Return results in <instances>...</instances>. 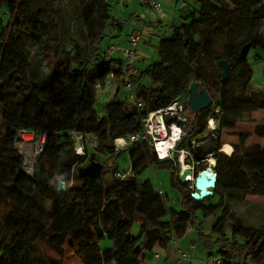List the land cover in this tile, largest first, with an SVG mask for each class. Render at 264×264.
<instances>
[{
    "label": "trees",
    "instance_id": "16d2710c",
    "mask_svg": "<svg viewBox=\"0 0 264 264\" xmlns=\"http://www.w3.org/2000/svg\"><path fill=\"white\" fill-rule=\"evenodd\" d=\"M183 2L179 18L158 42L155 62L132 77L143 104L141 111L128 96L119 97L122 58L103 55L104 38L119 34L125 22L112 15L111 1L75 0L77 15L85 21L86 51L63 40L47 73L33 65L31 47L44 46L60 31L55 0H9L1 10L0 264H62L66 248L85 264H145L150 253L169 247L171 234L180 238L189 226L205 248L217 249L218 264H264V216L259 224L247 225L233 208L249 195L264 196V147L245 146L240 134L232 151H219L223 129L234 128L244 112L264 109V91L249 90L252 68L247 57L240 56L246 44H250L248 53L264 51V0ZM133 18L137 16H129ZM147 23L149 29L152 22ZM219 59L230 64L223 82L216 65ZM111 74L120 86L102 115L94 107L95 90ZM192 81L212 99L194 120L186 105ZM175 100L182 105V114L190 117L184 126L187 134L172 158L158 159L146 140L127 142L140 131L142 116ZM28 116L36 123H27ZM210 118L216 120L212 132ZM36 127L43 128L46 137L34 173L28 176L14 143L20 129ZM254 132L263 137L264 123L257 124ZM87 136L96 141L93 153L85 143ZM77 138L81 153L76 152ZM118 138L125 143L117 145ZM181 148L198 162L195 172L208 167L205 156L215 158L211 164L215 185L202 199L193 198L194 185L179 178ZM122 150L130 160L129 172H120L112 160L101 161L106 177L78 176L77 169L87 165L91 156L97 161L98 155L114 157ZM152 163L171 169L172 184L181 192L180 211L170 210L167 196L148 179H139ZM59 181H76V185L59 190ZM214 196L220 197L218 204L205 205ZM197 212L204 218L212 216L209 233L203 231ZM135 222L138 231L132 234ZM104 238L116 248L113 258L106 261L100 246Z\"/></svg>",
    "mask_w": 264,
    "mask_h": 264
},
{
    "label": "rangeland",
    "instance_id": "374dc122",
    "mask_svg": "<svg viewBox=\"0 0 264 264\" xmlns=\"http://www.w3.org/2000/svg\"><path fill=\"white\" fill-rule=\"evenodd\" d=\"M112 3V15L120 20H124L123 28L117 34L116 36H106L102 42V48L105 49L106 46L110 45H118L119 48L124 49L130 47L128 34L130 33L132 27L136 26V24H139V18L142 14V11L145 10V7L140 4L137 0H109ZM163 1V0H162ZM161 1V7L164 5ZM189 1L191 3V0H185ZM54 9L57 10V13L59 14V25L57 26V30H60L57 32V35L54 40H49L47 44L44 46H32L31 47V59L32 63L35 67H38L39 71L42 73H47L51 66L53 65V61L55 59L56 54H59L61 48L63 47V40L70 41L75 43L77 46L80 47L82 52L86 51V34H85V21L80 19L77 15L76 6H75V0H55L54 3ZM163 10H166L165 13H167L165 16L167 18H172L173 13L175 12V16L178 14L175 8L169 9L166 6L162 7ZM179 10V9H178ZM137 12V18H133L132 20L129 19L130 13ZM57 13H56V19H57ZM3 22L6 21L4 17H2ZM171 23V22H170ZM167 21L165 20L163 25H166ZM152 25L154 26V32L152 35L151 29H148L147 32L144 33L143 38L139 41L138 44V54L139 58L136 60V68L137 70H143L146 68L147 65L155 62L156 56H157V46L159 40L162 38L164 32L161 33L160 28L156 26L154 22H152ZM261 33L264 34V23L261 26ZM151 38L152 40H150ZM109 45V46H110ZM145 50V51H144ZM252 51H255V49H252ZM112 56H116L118 58H124V54L122 51H117L112 54ZM262 59L260 58V63L262 64L261 67H263L264 71V55H262ZM248 62L251 61L250 56L247 57ZM257 67V66H256ZM262 76V71L260 70H253V74L251 77V84L258 87V84L260 83L259 78ZM111 81V82H110ZM120 86L119 79L113 78L108 80L106 84L100 85L96 87L95 90V103L94 107L96 111L99 114H104L105 112V104L108 100L112 99L114 91L117 87ZM129 92L123 88L121 85L119 89V97L125 98L128 96ZM129 99V98H128ZM256 111V110H255ZM263 113V112H261ZM264 114V113H263ZM27 123L30 125L35 124V120L31 117H25ZM264 120V115L259 114L258 112L250 111V112H244L242 115L241 120H239L235 127L232 129H223V138L225 140H234L236 141L234 144L240 142V134H242L245 137L244 145H252L254 144L252 141L257 139V142L264 146V138H260L258 136H254L255 132V126L257 124H260ZM216 120H210L209 126L215 127L216 126ZM215 123V124H214ZM1 125V123H0ZM86 145L88 146L89 152L93 153L95 152V146L96 141L94 137L87 136L84 138ZM80 138H77L74 142L76 146V152L81 153V142ZM122 145V144H121ZM98 162L104 161L106 163H109L113 160L115 164L118 166V170L122 173L129 172L130 169V160L128 157V154L125 150H122L118 152L114 157H107V156H97ZM89 158V157H88ZM211 159V156H209ZM179 163L178 164V171H180L182 166L181 160L182 156H179L178 158ZM184 163H186L184 161ZM208 163H213L209 162ZM187 164V163H186ZM84 166V165H82ZM106 168L103 167L100 174L103 177H106ZM140 180L148 179L154 189L162 190V192L167 196V207L170 210L180 211L182 209V197L180 190L173 186L172 184V172L170 168H159L156 167L153 163L149 164L140 174H139ZM191 183V182H190ZM76 185V181H71L69 183H63V189H69L71 187H74ZM220 201L219 196L209 197L207 200H205V205H216ZM252 203H259L264 204V196H247V198L242 201L241 203L237 202L233 204V208L236 210L237 213L241 214V218L243 219L244 223H247V225H257L261 222L258 215L264 216V206L258 205L255 209H249L250 204ZM254 205V204H253ZM253 207V206H252ZM4 208H6V205L4 204ZM248 210H257L254 214V218L252 213H249ZM251 214V215H250ZM197 217L199 220L204 221L206 218H204L201 214V212H197ZM209 220H211L210 223L206 222L205 228L211 225L213 222L212 216L208 217ZM138 231V223L135 222L131 228V233L135 234ZM171 236L176 237L174 234H171ZM178 238V237H176ZM179 239V238H178ZM196 244L195 250H193V254L190 255L186 254V262L184 263H190V264H208V254L211 252L210 257L211 259H215L217 257V249L215 247L212 248H205L203 246L202 241L196 237V240L194 242ZM112 245V242L109 239H102L100 241V246L102 248H106ZM156 253H159V251H156L154 253H150L152 257L156 255ZM180 249L179 247L176 250V254L174 257L175 259L179 257ZM197 254V255H196ZM149 258L148 256L146 259ZM158 258V257H157ZM156 259V258H155ZM62 264H85L77 254L74 252H70L68 248L65 249V256L63 257ZM112 264H115L113 262ZM247 264H261L257 262H248Z\"/></svg>",
    "mask_w": 264,
    "mask_h": 264
},
{
    "label": "built area",
    "instance_id": "2783aa9c",
    "mask_svg": "<svg viewBox=\"0 0 264 264\" xmlns=\"http://www.w3.org/2000/svg\"><path fill=\"white\" fill-rule=\"evenodd\" d=\"M9 0H0V12L6 5ZM141 5L148 7L149 9L160 10V0H138ZM148 31V23L147 20L144 19L139 22V25L130 31L128 34V41L130 47L121 49L117 45H108L103 50L104 58L110 57L114 52L122 51L124 54V58H122V62L120 65V79L121 85L125 88L129 94V100L134 104L135 108L138 111L143 110V104L139 100L137 92L132 83V77L138 73L136 60L139 58L138 54V44L139 41L143 38L145 32ZM114 76L111 74L108 76L107 82L110 79H113ZM262 90L264 91V84L262 86ZM183 108L178 100L173 101L170 105L165 108H161L155 111H151L147 113L145 116L141 118V129L137 133H133L129 136L127 142H137L140 140H146L149 146L153 147L154 153L156 154L158 159L164 158H172L173 157V149L177 146L178 142L187 134V131L183 130V127L188 123L189 116L182 114ZM196 118V114H193V120ZM213 120L210 118L208 120V128L209 132L215 130V127L209 126V121ZM215 124V123H214ZM189 131V130H188ZM46 137V131L41 127H36L32 129H20L17 133V140L14 143L15 149L17 153L21 157V166L23 171L28 175L32 176L34 173V168L37 162V158L42 151L44 142ZM178 140V141H177ZM177 141V142H176ZM116 144L121 145L124 144L125 141L122 138L116 139ZM159 143H166V151L165 153H160L158 150ZM194 141H191L193 144ZM195 144V143H194ZM180 156H182L181 164L184 166L178 171L180 174L182 170H190L191 175L185 180H181L183 182H191L194 185V180L197 175L200 174L201 170L195 172V165L198 163L194 161L189 152L185 149H180ZM211 155V154H209ZM209 155L205 156L203 161H209ZM184 161L187 163H184ZM180 164V163H179ZM207 168H211L208 167ZM213 170V168H211ZM214 171L210 174L214 175ZM195 188V187H194ZM195 191H197L195 189ZM159 193L164 194L162 190H159ZM171 240L177 241L176 237L171 236ZM190 247H194V244L191 243ZM180 249V248H179ZM158 253L154 257H158ZM187 256L184 251L180 249V254L177 260L175 259V263L184 264ZM220 259L216 257L214 260L208 256L207 263L208 264H218Z\"/></svg>",
    "mask_w": 264,
    "mask_h": 264
},
{
    "label": "crops",
    "instance_id": "0c3cea01",
    "mask_svg": "<svg viewBox=\"0 0 264 264\" xmlns=\"http://www.w3.org/2000/svg\"><path fill=\"white\" fill-rule=\"evenodd\" d=\"M138 1V0H137ZM161 1L160 0V10H156V9H149L148 7L142 5L145 7V10L142 11V14L140 16V18L138 19L139 22L146 19L147 22L148 21H151V22H154L156 24V26L158 28H160V31L161 33L162 32H165L167 33V31H169V25L175 21L178 17V14H179V8L183 5V0H163V6L162 7H167L169 9H172L174 8V11H175V8H176V11H177V15L175 16V12L173 13V17L172 18H167V16H165L167 13H165L166 10H163L162 7H161ZM130 15H136L137 16V12H134V13H130ZM167 21V24L166 25H163L164 21ZM171 22V23H170ZM139 25V24H138ZM136 24V26L132 27V29L136 28L138 26ZM149 29H151V32H152V35H153V32H154V26L151 24ZM150 40H152L151 38H149ZM145 51V50H144ZM262 55H264V51L260 50V49H255V51H250L247 55V57L250 56L251 58V61L249 62L250 65H251V68H252V74H253V70H260L262 71V76L261 78H259V81L260 83L258 84V87L252 85L251 83L249 84V90L252 91L254 89H262V86L264 84V71H263V67L262 64L260 63V58L262 59ZM116 57V56H115ZM257 66V67H256ZM252 77V76H251ZM111 82V81H110ZM191 112V111H190ZM254 112H258L259 114H262L264 115V109H258ZM263 112V113H261ZM261 123H264V120L261 122ZM232 129V128H231ZM254 136H257L256 134ZM260 138H264L261 137V136H258ZM221 141H222V145L223 144H227L229 145L232 149L231 151L233 150V145L236 141L234 140H225L223 138V131H222V138H221ZM254 144H259L257 142V139L253 140L252 141ZM260 146H262L261 144H259ZM264 147V146H262ZM223 149V147L221 148ZM220 151V149H219ZM222 152V151H221ZM251 196V195H249ZM253 196H259V195H253ZM247 198V197H246ZM254 204V205H253ZM258 205L260 206H264V204H259V203H252L249 205V209H255L258 207ZM253 206V207H252ZM254 213L257 211V210H253ZM254 213H252L251 216H253V218L255 217ZM259 219L261 218V215H258ZM206 222L207 223H210L211 220H209V218H206L204 221H203V224H202V227H203V231L205 233H209L211 228H212V224L213 222L211 223L210 226H208V228L204 225H206ZM196 237H197V231L194 229L193 226H189L186 233L180 237L179 239L177 238V241H171L169 247L166 249V250H161L159 249V255H158V258L157 257H152V255H148L149 258H147L145 260V264H177L174 262V257H175V254H176V250L177 248L179 247L182 251L186 252L187 254L191 255L193 254V250H195L196 248V244H194L195 240H196ZM191 243L194 244V247H190ZM112 246V245H111ZM197 255V254H196ZM156 258V259H155ZM186 262V261H185ZM184 264H190V263H184Z\"/></svg>",
    "mask_w": 264,
    "mask_h": 264
},
{
    "label": "water",
    "instance_id": "95a60500",
    "mask_svg": "<svg viewBox=\"0 0 264 264\" xmlns=\"http://www.w3.org/2000/svg\"><path fill=\"white\" fill-rule=\"evenodd\" d=\"M250 49V44L244 45L240 50L241 58H246L248 51ZM216 65L220 68L221 81H225L228 76L230 64L225 59H219L216 61ZM212 103V99L204 87L198 88V82L192 81L188 88V96L186 100V105L192 113H198L199 111L208 108ZM103 168V163L96 161L93 156L90 157L89 163L87 165L81 166L77 169V174L79 177H89L96 178L99 176ZM213 170L211 168H206L201 170L200 174L195 177L194 187L197 191L192 193V197L195 199H202L205 195L210 194L209 190L215 185L216 175H211ZM191 175L190 170H182L180 173L181 180H185ZM58 189H63V182H58ZM116 248L114 246H109L104 248V260L112 259L115 254Z\"/></svg>",
    "mask_w": 264,
    "mask_h": 264
},
{
    "label": "bare ground",
    "instance_id": "6f19581e",
    "mask_svg": "<svg viewBox=\"0 0 264 264\" xmlns=\"http://www.w3.org/2000/svg\"><path fill=\"white\" fill-rule=\"evenodd\" d=\"M157 147H158V150H159L160 153H165L167 144L166 143H162V144L159 143ZM222 147H223V149H221ZM222 147L220 148V151H222L224 153H229L231 151V149H232L227 144L222 145ZM209 156H211V159L209 158V162H214L215 161V158L212 156V154L209 155Z\"/></svg>",
    "mask_w": 264,
    "mask_h": 264
},
{
    "label": "clouds",
    "instance_id": "9594fccd",
    "mask_svg": "<svg viewBox=\"0 0 264 264\" xmlns=\"http://www.w3.org/2000/svg\"><path fill=\"white\" fill-rule=\"evenodd\" d=\"M194 114H196V113H194ZM183 130H184V127H183ZM178 141V140H177ZM176 141V142H177ZM177 149V146L173 149V155H174V151ZM180 150V149H179ZM179 156H180V151H179V153H178V158H179ZM165 159V158H164ZM215 162V161H214ZM213 162V163H214ZM178 163H179V160H178ZM207 163H208V161H207ZM213 163H208V165H209V167H211V164H213ZM212 168V167H211ZM200 171V170H199ZM179 174V173H178ZM179 178H180V174H179ZM180 180H181V178H180Z\"/></svg>",
    "mask_w": 264,
    "mask_h": 264
}]
</instances>
